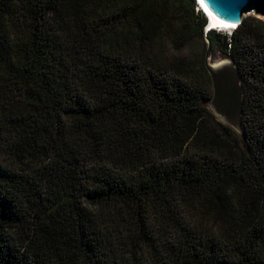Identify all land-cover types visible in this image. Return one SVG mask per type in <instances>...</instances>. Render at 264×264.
<instances>
[{"label":"trees","instance_id":"16d2710c","mask_svg":"<svg viewBox=\"0 0 264 264\" xmlns=\"http://www.w3.org/2000/svg\"><path fill=\"white\" fill-rule=\"evenodd\" d=\"M189 8L171 42L167 9ZM196 0H0V264H264V19ZM221 47L244 133L208 106Z\"/></svg>","mask_w":264,"mask_h":264},{"label":"water","instance_id":"95a60500","mask_svg":"<svg viewBox=\"0 0 264 264\" xmlns=\"http://www.w3.org/2000/svg\"><path fill=\"white\" fill-rule=\"evenodd\" d=\"M200 10L208 13V20L216 28L230 30L243 22L246 14L253 13L264 19V0H198ZM211 44L206 53V67L213 84V96L208 106L218 120L244 133L242 107L244 90L240 70L230 59L217 64L210 62Z\"/></svg>","mask_w":264,"mask_h":264},{"label":"rangeland","instance_id":"374dc122","mask_svg":"<svg viewBox=\"0 0 264 264\" xmlns=\"http://www.w3.org/2000/svg\"><path fill=\"white\" fill-rule=\"evenodd\" d=\"M189 15V8L186 4H182L179 1L174 2L171 4L168 9H167V17H168V22H167V27L166 30L163 32V37L160 43L163 45V49L166 54L168 55H173L174 53L184 57V55L193 52L197 48H199L200 43L199 40H194L193 42L189 43L188 47L184 50V48L180 50H175V48L172 45V40L171 36H173L175 33V30L179 29V27L184 23L185 19H187ZM249 16H257L253 13L246 14L244 18L249 17ZM262 18V17H261ZM206 44L208 45L209 43L211 44L210 39L205 40ZM228 57L223 54L221 51V47H217L216 52H212V56L210 59V62H219L221 60L227 59Z\"/></svg>","mask_w":264,"mask_h":264},{"label":"clouds","instance_id":"9594fccd","mask_svg":"<svg viewBox=\"0 0 264 264\" xmlns=\"http://www.w3.org/2000/svg\"><path fill=\"white\" fill-rule=\"evenodd\" d=\"M197 4V3H196ZM196 11H200V12H202L203 14H205L202 10H200L198 7H196ZM205 16H206V14H205ZM207 18H208V16H206ZM207 23H208V26L206 27V29L204 28V32H205V34H208V31H207V29H209V27H211V25H212V23L208 20L207 21ZM206 23V24H207Z\"/></svg>","mask_w":264,"mask_h":264},{"label":"bare ground","instance_id":"6f19581e","mask_svg":"<svg viewBox=\"0 0 264 264\" xmlns=\"http://www.w3.org/2000/svg\"><path fill=\"white\" fill-rule=\"evenodd\" d=\"M204 16H205V14H204ZM206 17V16H205ZM206 19H207V21H208V18L206 17ZM215 27V26H214ZM221 30V29H220ZM221 31H223V30H221ZM218 62H215L214 64H217Z\"/></svg>","mask_w":264,"mask_h":264}]
</instances>
